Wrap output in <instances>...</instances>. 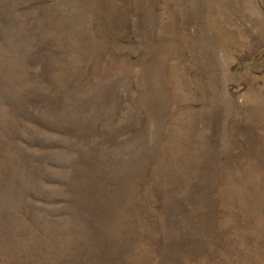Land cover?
I'll list each match as a JSON object with an SVG mask.
<instances>
[{"label": "rangeland", "instance_id": "1", "mask_svg": "<svg viewBox=\"0 0 264 264\" xmlns=\"http://www.w3.org/2000/svg\"><path fill=\"white\" fill-rule=\"evenodd\" d=\"M0 264H264V0H0Z\"/></svg>", "mask_w": 264, "mask_h": 264}]
</instances>
